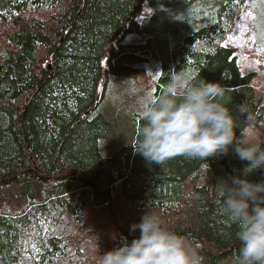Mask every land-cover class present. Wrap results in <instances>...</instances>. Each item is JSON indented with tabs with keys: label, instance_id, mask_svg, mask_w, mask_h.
Instances as JSON below:
<instances>
[{
	"label": "trees",
	"instance_id": "obj_1",
	"mask_svg": "<svg viewBox=\"0 0 264 264\" xmlns=\"http://www.w3.org/2000/svg\"><path fill=\"white\" fill-rule=\"evenodd\" d=\"M245 2L0 0V264H95L93 235L101 255L121 237L131 243L139 231L130 225L148 210L202 264H233L241 244L219 210L221 183L261 182L264 169L245 170L232 149L206 158L209 168L183 155L149 162L136 152L139 117L128 145L103 157L111 125L97 113V94L110 76L144 75L150 52L159 64L154 98L173 71L191 70L224 87L219 102L238 138L248 115L255 124L264 118L256 73H242L236 50L223 44ZM144 3L155 12L140 24ZM129 34L149 43L123 45Z\"/></svg>",
	"mask_w": 264,
	"mask_h": 264
},
{
	"label": "clouds",
	"instance_id": "obj_2",
	"mask_svg": "<svg viewBox=\"0 0 264 264\" xmlns=\"http://www.w3.org/2000/svg\"><path fill=\"white\" fill-rule=\"evenodd\" d=\"M224 92L218 83L197 81L191 70L173 71L161 95L154 98L147 92L135 109L134 114L146 121L139 130L142 139L136 152L154 163L176 155L204 162L232 149L241 161L248 162L245 170L264 169V141L254 117H246L237 138L235 118L219 102ZM221 185L219 210L237 225L236 238L241 244L233 264H264V181L233 177L230 184ZM137 230L139 236L131 243L121 237V246L102 255L99 237L93 235L90 254L95 264H202L196 250L165 229L156 212L148 210L130 225V234ZM118 235L112 232L109 238L115 240Z\"/></svg>",
	"mask_w": 264,
	"mask_h": 264
},
{
	"label": "rangeland",
	"instance_id": "obj_3",
	"mask_svg": "<svg viewBox=\"0 0 264 264\" xmlns=\"http://www.w3.org/2000/svg\"><path fill=\"white\" fill-rule=\"evenodd\" d=\"M154 12L153 6L144 3L140 15L136 18L137 22L141 24ZM147 43L149 41L146 35L129 34L122 38L123 45L140 46ZM223 44L236 50L237 61L242 73L249 71L256 73L252 83L264 95V0H246L237 11L232 30ZM148 55L149 62L141 66L145 70L144 75L136 78L110 76L106 90L103 92L102 87L98 90L97 113L101 114L111 125L110 135L99 144V152L103 157L112 156L122 147L128 145L134 136L138 118V115L134 114L135 109L147 92H151L154 97V87L159 76V64L153 56L151 57L150 52ZM101 65L105 69V59L102 60ZM262 106L264 108V97ZM256 127L261 134V141H264V118L256 124ZM125 209L128 210L126 207ZM131 214L133 215V213ZM101 239H106V236Z\"/></svg>",
	"mask_w": 264,
	"mask_h": 264
}]
</instances>
